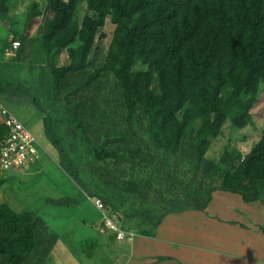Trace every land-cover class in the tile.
<instances>
[{
    "label": "trees",
    "instance_id": "trees-1",
    "mask_svg": "<svg viewBox=\"0 0 264 264\" xmlns=\"http://www.w3.org/2000/svg\"><path fill=\"white\" fill-rule=\"evenodd\" d=\"M29 1L22 31L1 41L0 146L4 104H32L60 166L126 240L153 238L169 214L205 211L214 193L264 206V126L247 154L228 145L208 157L226 124L242 132L262 113L264 0ZM12 2L0 0V25L12 24ZM58 241L37 213L0 203V264H52ZM98 247L75 250L88 260Z\"/></svg>",
    "mask_w": 264,
    "mask_h": 264
},
{
    "label": "rangeland",
    "instance_id": "rangeland-1",
    "mask_svg": "<svg viewBox=\"0 0 264 264\" xmlns=\"http://www.w3.org/2000/svg\"><path fill=\"white\" fill-rule=\"evenodd\" d=\"M37 1L41 6L46 2V0ZM29 4V0H13L9 14L12 19V24L11 22L10 24L13 25V31L11 30V34H7V30L10 29L11 25H0V47L1 41L5 38H7L8 42H12L13 34L22 31ZM38 25L39 23H36L32 32L33 35H35ZM113 31L114 26L108 20L103 31L106 39L99 43L102 57L107 51ZM6 56L10 57L11 55ZM60 62L64 64L63 60ZM261 93L262 101L259 109H261L262 113L255 117V125L240 132L232 130L226 124L223 128L222 137L215 141L208 153V157L211 160L217 162L223 149L228 145L233 146L242 154H247L252 145L258 141L261 135L260 128L264 126V86L261 87ZM4 107L35 138L39 144L38 150L41 159L37 165L32 166L28 171L0 174V177L8 180L7 189L4 190V187H0V203L9 205L16 213H37L46 226L59 236L56 249L52 251L50 260L52 264H125L127 259H131V244L126 239L121 242L109 243L106 241L104 243V238L99 234V231L101 227L102 230H105L104 232H107L104 224L107 226V220L110 217L109 213L105 209L98 210L94 205L97 198L89 197L85 192L87 187L82 186L70 171L60 166L56 149L46 138L41 113L36 107L28 103H5ZM79 149H81V146H79ZM231 202L233 203L232 205L237 206H232L234 216L232 221L229 220V222H239L240 226L245 225L247 222L249 227L243 226V228L253 231L256 224L254 214L247 216L243 209H247L251 205L258 206L261 204L243 205L235 201ZM260 215H258L259 218L261 217ZM212 218L215 222H218L215 217ZM109 221L116 224L113 218ZM133 224L134 222L126 221L125 226L132 227L135 230L136 227ZM226 225H231V223L227 222ZM86 240H98L100 247H98L95 254L96 258L84 259L81 253L75 250L78 244ZM226 244L229 249V242H226ZM231 248L233 249L231 256L235 260L240 261V263L242 261L256 260L253 258L254 256L259 258L255 262L259 264L264 262V258L258 255H239L240 247L231 245Z\"/></svg>",
    "mask_w": 264,
    "mask_h": 264
},
{
    "label": "crops",
    "instance_id": "crops-1",
    "mask_svg": "<svg viewBox=\"0 0 264 264\" xmlns=\"http://www.w3.org/2000/svg\"><path fill=\"white\" fill-rule=\"evenodd\" d=\"M228 200L240 203L227 195L214 193L203 212L186 211L167 215L156 228L153 238L129 233L132 237L127 242L131 244L132 254L125 264H259L255 262L259 260L257 256L253 257L256 260L248 262L235 260L231 256V245L240 247L239 255L264 258V235L260 232L264 223V206L251 205L243 209L247 216L254 214L255 229L248 231L243 228L249 227L247 222L242 226L239 222H229L234 216L232 206L237 205H232ZM227 222L231 225H226ZM99 234L104 236V243L112 238L111 232H104L101 227ZM226 242H229V249Z\"/></svg>",
    "mask_w": 264,
    "mask_h": 264
},
{
    "label": "built area",
    "instance_id": "built-area-1",
    "mask_svg": "<svg viewBox=\"0 0 264 264\" xmlns=\"http://www.w3.org/2000/svg\"><path fill=\"white\" fill-rule=\"evenodd\" d=\"M19 42L12 43V51L19 47ZM12 52L7 51V55ZM2 122L9 129V135L0 146V174L6 172L28 171L41 159L38 150L39 144L30 132L11 113L1 108ZM98 210H103L99 199L94 203ZM107 228L117 233V240L123 241L126 233L119 231L109 220ZM129 237L132 235L129 234Z\"/></svg>",
    "mask_w": 264,
    "mask_h": 264
}]
</instances>
